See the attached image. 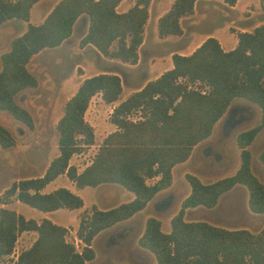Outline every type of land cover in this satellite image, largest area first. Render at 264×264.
I'll list each match as a JSON object with an SVG mask.
<instances>
[{"label": "trees", "instance_id": "obj_1", "mask_svg": "<svg viewBox=\"0 0 264 264\" xmlns=\"http://www.w3.org/2000/svg\"><path fill=\"white\" fill-rule=\"evenodd\" d=\"M39 0H0V25L11 19L26 21V30L11 40L0 56V110L9 112L30 129L31 113L17 96L38 85L30 71L31 59L47 48H55L73 34L81 17L88 19V30L80 46L92 45L101 55L123 63L137 64L144 40L151 0H135L125 12L117 6L122 0H59L41 24L30 22L31 8ZM197 0H174L158 18L159 37L183 34L181 18L194 13ZM234 6L238 0H224ZM237 45L224 50L213 36L206 38L190 54H172V67L147 81L112 110L110 122L116 129L102 141L91 163L81 172L70 164L72 156L94 144L93 127L85 120L92 97L101 94L106 103L119 100L123 81L117 73L100 72L84 78L65 104L57 122L58 155L42 176L14 181L0 197L7 204L10 197L41 211L83 206L81 196L68 188L52 192L42 189L61 174L78 188L100 184H118L134 198L116 207L102 210L92 206L77 230L80 250L68 241V229L48 218L40 222L26 219L14 209L0 207V260L3 264H85L95 258L93 239L101 231L133 217L173 182V167L185 162L195 146L209 138L216 123L233 100L245 99L259 107L260 122L236 138L240 165L234 174L204 183L186 173L189 194L171 218V229L162 230V222L149 217L138 245L151 252L157 264H264V227L228 229L206 220H186L188 209L212 208L220 196L237 185L248 190V208L264 215V183L251 168L249 145L264 128V23L253 31L237 33ZM196 85V86H193ZM140 113L137 120L130 116ZM11 132L0 124V146H14ZM264 165V151L259 155ZM158 177L154 182L148 180ZM23 231H36L32 245L14 252ZM8 259L5 260V258ZM128 264V263H122Z\"/></svg>", "mask_w": 264, "mask_h": 264}, {"label": "rangeland", "instance_id": "obj_2", "mask_svg": "<svg viewBox=\"0 0 264 264\" xmlns=\"http://www.w3.org/2000/svg\"><path fill=\"white\" fill-rule=\"evenodd\" d=\"M127 1L134 3L135 0ZM171 1L151 0L149 18L145 25L144 40L139 48L137 65L103 57L90 45L80 46V39L84 34L82 23L76 25L73 34L66 42L55 48L44 49L31 59L28 67L37 77L38 85L21 92L16 100L31 113L34 128L30 129L9 112L0 110V124L6 127L16 140L14 146L8 148L0 146V197L14 181L41 176L43 163L51 162L58 155L57 122L64 113L66 102L76 92L84 78L100 72H113L120 75L123 81V91L119 100L114 102L116 106L119 101L132 93L133 89L141 87L147 80L154 79L167 70L169 68L168 63L172 62L171 55L173 52L179 50L183 53L191 52L203 42L207 34L216 29V35L220 39L234 41L236 37L232 32H236V34L240 32L239 25L235 21L249 19L250 15L256 13L253 12V5L248 7L250 10H242L241 2L236 9L230 10L226 8V5L227 7L230 5L224 0H197L194 13L181 19L183 34L159 37L155 21L167 12L172 5ZM250 1L243 0L245 3ZM49 2L53 4L54 0H43L42 4L31 9L30 22L32 24H41V16ZM27 26L26 21L19 19H11L0 25V56L9 49L11 40L22 34ZM186 43L188 44L187 47H185ZM112 107L113 104L103 101L101 94L92 97L85 113V120L93 127L94 133L97 129V135L95 134L93 145L72 156L71 163H77L81 167L91 163L103 139L115 127L110 123ZM230 109L233 115L231 119L226 116L227 119L223 122V125H226L225 130L223 125L218 126L209 140L199 145L189 159L182 162L184 164H179L173 170L174 186L163 194L162 208L160 211H156L162 219L164 232L170 231V220L177 213L182 200L190 191L188 189L190 185L185 179L186 173L198 174L204 182H210L233 174L237 164L240 163V148L236 142L237 135L241 131L257 125L260 122L261 113L258 106L242 98L235 99ZM130 117L137 120L140 113H133ZM233 121L237 123L235 128L232 127ZM91 123H94L95 126ZM250 150L252 168L264 182V165L259 159V154L264 150V129L251 144ZM216 163L223 164V170H217L209 177H205L208 170L216 167ZM58 181L65 186L70 184L68 179ZM152 181V179L148 180V182ZM125 193L128 191L125 190ZM234 194L236 199V206L232 212L234 222L228 223L229 226L232 228L249 227L254 232L259 231L264 227V215L254 216L250 214L244 188H238ZM98 195V192L92 188H88L84 192L88 205L96 201ZM19 205L14 196L9 198V208L17 210ZM0 207H5L1 203V199ZM20 209L34 218L41 213L40 210L32 212V207L27 204H22ZM91 211L92 206L78 214L61 210L55 215L59 222L69 225L70 230H68L67 239L73 242L78 249H81L83 245L77 237L78 220L80 223L81 218L90 215ZM185 219L221 221L220 217L206 208L196 212L189 210ZM138 234V230L132 233V231L120 229L112 233L110 237L101 239L100 242L99 240L95 241L94 250L97 257L86 264L127 263L123 258L125 252L138 254L139 250L134 247ZM128 236L130 241L126 249L111 253L107 251V245H105L106 248L104 247V244L117 243ZM19 250L20 248H17L16 251ZM143 258L145 259L143 262L136 264H157L155 257L146 254V252Z\"/></svg>", "mask_w": 264, "mask_h": 264}, {"label": "crops", "instance_id": "obj_3", "mask_svg": "<svg viewBox=\"0 0 264 264\" xmlns=\"http://www.w3.org/2000/svg\"><path fill=\"white\" fill-rule=\"evenodd\" d=\"M59 0H54L53 4L51 2H49V4L47 5V7L44 8V13L43 15L41 16V21L43 22L45 17L47 16V14L50 12V10L54 7V5L58 2ZM174 0H172L171 2L173 3ZM43 0H39L37 1L32 8H34L35 6H37L38 4H42ZM241 2V6H242V10H250L248 9V7L250 6H254V11L253 12H256V13H253L254 15H250L248 18L249 19H246V20H243V21H235L238 25H239V29L240 31H248V32H251L253 31V29L260 25V24H263L264 23V20L260 21L259 19H264V0H251L249 3H245L243 2V0H238L236 2V4L234 6H228L226 5V8H229L230 10H234L238 7L239 3ZM135 3V1H134ZM133 2H128L127 0H122L119 5L117 6V10L119 12H125L127 11L129 8H131L133 5H134ZM44 4V3H43ZM49 6V7H48ZM225 6V5H224ZM31 8V9H32ZM31 16V14H30ZM160 17V16H159ZM158 17V18H159ZM182 19V18H181ZM41 22V23H42ZM82 23V26H83V30H84V34L87 32L88 30V19L86 17H81L75 24V27L77 24H80ZM155 23L157 24L158 23V19L155 21ZM74 27V29H75ZM217 30V29H216ZM216 30H214L213 32L207 34L206 38H208L209 36H213L215 37L216 39H218V41L220 42L222 48L224 50H231L233 49L236 45H237V42H238V39H237V34L236 32H232V34L234 35V37H236V40L234 41H229L228 39L224 40V39H220L219 37H217L216 35ZM158 32V30H157ZM83 34V35H84ZM205 38V39H206ZM204 39V40H205ZM203 40V41H204ZM67 41V40H66ZM65 41V42H66ZM202 43V42H201ZM200 43V44H201ZM200 44H198L196 47H198ZM92 46V45H90ZM188 44L186 43L185 44V47H187ZM93 47V46H92ZM196 47L194 49H196ZM94 48V47H93ZM95 49V48H94ZM194 49L189 52V53H183L182 51H178V53L180 54H190L194 51ZM96 50V49H95ZM96 52L98 54H100L97 50ZM174 53V52H173ZM172 53V54H173ZM101 55V54H100ZM103 56V55H101ZM104 57V56H103ZM172 57V55H171ZM138 64V63H137ZM137 64H132V65H137ZM169 64V68L172 67L173 63L170 61ZM168 68V69H169ZM161 74V73H160ZM159 74V75H160ZM159 75H157L156 77H158ZM88 77V76H87ZM154 77V79L156 78ZM148 81V80H147ZM146 81V82H147ZM145 82V83H146ZM144 83V84H145ZM144 84L142 86H144ZM141 86V87H142ZM141 87L137 88V89H133L132 92L136 91V90H139ZM131 93H129L130 95ZM126 98V97H125ZM125 98H123L122 100H124ZM121 100V101H122ZM104 101V100H103ZM234 101V100H233ZM120 102V101H119ZM233 103V102H232ZM231 103V105H232ZM110 104H113V107L111 109V111L113 110V108L115 107V103H110ZM231 105L229 106L227 112L224 114V116L216 123L215 125V128L212 132V134L214 133L215 129L218 127V126H222L223 125V122L226 121V116H227V113L229 112L230 110V107ZM259 108V107H258ZM261 113V112H260ZM111 123V122H110ZM93 126H95L94 123H91ZM113 126H115L113 123H111ZM251 128V127H250ZM116 129V126L114 128L111 129L110 132L114 131ZM249 129V128H248ZM264 129V128H263ZM261 129L258 134L256 135V137L254 138V140L258 137V135L260 134V132L263 130ZM247 130V129H245ZM244 131V130H243ZM95 134L97 135V129H95ZM211 134V135H212ZM95 135V136H96ZM106 136V135H105ZM210 138V137H209ZM209 138H207L205 141L201 142L200 144H198L197 146L194 147L193 151L199 146L201 145L202 143L206 142L207 140H209ZM254 140L252 141V143L254 142ZM251 143V144H252ZM251 144L249 145V150H250V146ZM192 151V152H193ZM251 151V150H250ZM264 151V150H263ZM192 154V153H191ZM252 154V153H251ZM260 155V154H259ZM187 161V160H186ZM185 161V162H186ZM50 162L49 163H43V168H42V174L41 176L44 174V172L46 171L47 167L49 166ZM70 164H74L78 171L81 172L86 166H88L90 163H87L86 165H83L82 167L79 166V164L77 163H71ZM179 164H184V163H178L176 164L173 169H172V173H173V170H175L177 168V166ZM216 167H214V169H211V170H208V173L205 175L206 176H210L212 175L214 172H216L217 170H223V164H219V163H216ZM240 163L237 164L236 166V169L234 170V173L235 171L238 169ZM251 168H252V159H251ZM252 171L254 172L253 168H252ZM233 173V174H234ZM254 174L256 175V173L254 172ZM197 175L202 182L203 181V178L201 176H199L198 174H195ZM232 175V174H231ZM229 176V175H228ZM257 176V175H256ZM258 177V176H257ZM220 178H223V177H220ZM220 178H217L216 180L220 179ZM259 178V177H258ZM62 179H68L69 180V183L68 186H65L64 184H61L58 180H62ZM158 179V177L156 178H153L152 182L156 181ZM261 180V178H259ZM216 180H213V181H210V182H214ZM262 181V180H261ZM210 182H204V183H210ZM263 182V181H262ZM264 183V182H263ZM174 186V179H173V182L171 184V186L165 190H162L160 191L148 204L147 206L137 212L133 217H131L130 219L128 220H125L123 222H120V223H117L115 224L114 226L108 228V229H105L103 231H101L99 234H97L95 236V238L93 239V242H92V246L94 248V242L101 239H106L108 237H110V235L120 229L122 230H129V231H132L135 232V231H139V234L138 236L136 237V240H135V243H134V247H136L139 251H138V254H131V253H128V252H125V254H123V258L125 259V262L127 263H130V264H136L137 262H143L145 259L143 258V255L145 254H150V256H154L151 252H149L148 250L140 247L138 245V239L139 237L142 235L144 229H145V224H146V221L149 217H156L158 219L161 220L162 222V219L160 218V214L158 212H156L157 210L160 211V209L162 208V205H163V194L169 190H171ZM59 187H65V188H68L69 190H71L72 192L78 194L79 196L82 197L83 199V206L80 207V208H75V209H68V208H60V209H57V210H53V211H41V213H39V215L34 218L32 216H30L29 214H26L23 212V210L20 209V206L24 203L16 200V202L19 205V207L17 208V212L24 215V217L26 219H35L37 222H40L43 218H48L50 219L52 222L58 224V225H62V226H65L68 230H70L69 228V225L68 224H63L61 222H59L57 220V218H55V215L57 212L61 211V210H68L69 212L71 213H80L82 212V210L86 209L87 207H91L93 205H95L96 207H98L99 209H102V210H106V209H110V208H113V207H116L122 203H125V202H128L130 200H132L134 198V194L125 189L124 187L118 185V184H111V183H105V184H100L98 186H95V187H90V186H87V187H84V188H78L75 183L73 181H71L66 174H61L59 175L58 177H56L54 180H52L50 183H48L43 189H42V192L43 193H49V192H52L53 190L59 188ZM75 187V188H74ZM244 188L245 190V193H246V202L248 204V190L246 189L245 186L243 185H237L235 187H233L231 190H229L228 192L222 194L217 202V204L212 207V208H206L208 210H210V212L214 213L217 215V217H220V222H212V221H208L214 225H217V226H221V227H224V228H228V229H238V228H232L229 226L228 223H231V222H234L233 219H232V212L233 210L235 209V206H236V199H235V194L234 192L238 189V188ZM88 188H92L93 190H96L98 192V199L96 201H93L91 202L90 205H88L87 203V200L84 196V192L88 189ZM190 190V188H188ZM125 190L128 191V193H125ZM190 192V191H189ZM128 194V195H126ZM189 194V193H188ZM187 194V195H188ZM186 195V196H187ZM185 196V197H186ZM184 197V198H185ZM3 204V203H2ZM5 205V207L9 208L8 207V203L7 204H3ZM205 207H196V208H191V209H188L185 213V215H187V213L189 212V210H192L193 212H196L200 209H203ZM11 209V208H10ZM35 210H39V209H36V208H33L32 207V212H36ZM248 211L250 212V214L254 215V216H257V215H261V214H256V213H253L249 210L248 208ZM196 220H204V219H196ZM163 223V222H162ZM79 225V220H78V224L77 226ZM257 225V224H256ZM242 228H246V229H249L251 231H253L251 228L249 227H242ZM168 232V231H167ZM37 238V232L36 231H23L20 233V235L18 236V239L16 241V245H15V249H14V252L9 256L11 259L13 260H16L17 259V256L19 254V252L21 250H24V249H27L29 248L32 243L36 240ZM129 236L126 237L125 239H123L122 241L120 242H117V243H111V244H104V247L106 248L105 245H107V251H110L111 253H116V250H120V249H126L128 247V244H129ZM103 247V246H102ZM17 248H20L19 251H16ZM78 249V248H77ZM80 250V249H78ZM96 253V252H95ZM104 253V251H103ZM119 253V252H117ZM97 257V253L95 255V258ZM94 258V259H95ZM5 259H8V257H6ZM93 259V260H94ZM103 260V259H102ZM92 261V260H91ZM90 262V261H88ZM86 262V263H88ZM85 263V264H86ZM0 264H3V260H0Z\"/></svg>", "mask_w": 264, "mask_h": 264}, {"label": "flooded vegetation", "instance_id": "obj_4", "mask_svg": "<svg viewBox=\"0 0 264 264\" xmlns=\"http://www.w3.org/2000/svg\"><path fill=\"white\" fill-rule=\"evenodd\" d=\"M232 115H233V113H232V110L230 109L229 112L227 113V116H228L229 119H231ZM236 124L237 123L235 121H233L232 122V127H234V128L237 127ZM223 126H224V130H225L226 125L224 124Z\"/></svg>", "mask_w": 264, "mask_h": 264}]
</instances>
